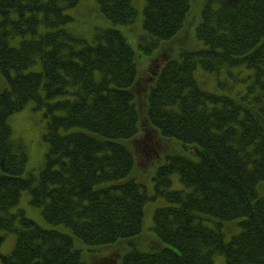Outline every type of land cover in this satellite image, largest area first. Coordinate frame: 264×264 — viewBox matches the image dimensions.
Here are the masks:
<instances>
[{"label": "trees", "instance_id": "1", "mask_svg": "<svg viewBox=\"0 0 264 264\" xmlns=\"http://www.w3.org/2000/svg\"><path fill=\"white\" fill-rule=\"evenodd\" d=\"M144 1L139 39L157 54L143 71L121 30L67 28L80 0H0L3 264H264V0ZM98 4L115 26L140 16L135 0ZM28 105L46 121L38 176L10 125ZM162 159L150 192L137 177ZM24 192L49 227L17 209Z\"/></svg>", "mask_w": 264, "mask_h": 264}, {"label": "rangeland", "instance_id": "2", "mask_svg": "<svg viewBox=\"0 0 264 264\" xmlns=\"http://www.w3.org/2000/svg\"><path fill=\"white\" fill-rule=\"evenodd\" d=\"M193 2V1H192ZM144 0H135V6L139 7L140 9V16L137 22L131 26H115L107 17H105L99 7L98 0H80V3L73 8L67 9V13L73 17L70 23L67 25V28L76 36L86 39L87 41H92L96 29L97 28H117L122 31L125 35L129 44L135 49L136 51V58L137 64H140V68L146 69L147 59H149L152 54H157V51L151 52L153 48L151 47V43L148 40L147 44L144 39H139L140 35L138 31H141L137 26L140 25L142 28L143 24V10H144ZM200 4V3H199ZM143 5V6H142ZM200 11L197 13L196 18L199 16ZM195 19L191 24L190 27H193L195 24ZM183 28H186L184 25ZM185 30V29H184ZM188 39L191 41L192 47H199L200 43L196 40L194 41V35L191 32L187 35ZM142 45H145V48H142ZM202 47V43H201ZM212 79H207L203 82H200V86L208 91H217L216 83L214 81L213 76H209ZM0 78L2 85L0 86V90L6 88L7 82L5 77L3 76L2 72L0 71ZM35 113L33 111L32 105H28L24 110L14 114L10 117V125L16 131V136L18 140L24 142L26 147L27 153L29 155V162H28V169L32 170L36 176L40 173L44 166L45 161V154L48 151L49 144L44 139V135L46 133V121L43 118L42 111ZM16 127L14 128V124ZM16 120V121H15ZM179 145V144H177ZM178 147V146H177ZM177 149L179 154H186V149L182 147H178ZM154 159V158H153ZM142 162L143 160L140 159ZM149 161L152 162V159ZM164 159L161 161L152 164L150 167L145 165L144 167L148 168L146 170H142L140 173L141 176L137 177L138 181H143L147 187L149 188L150 192L154 189V176L157 171V167L163 163ZM151 164V163H150ZM149 164V165H150ZM142 166V165H141ZM137 169L135 168L134 173ZM132 177V176H131ZM140 181V182H141ZM143 183V184H144ZM174 188H181L182 182L178 177H175V182L173 185ZM30 194L28 192H24L20 198V203L17 209H24L26 215L29 218L34 219L37 223L41 226L49 227L47 220L44 218L42 211L38 207H34L30 204ZM164 202L162 200H156L154 202L148 203L146 207V214L144 219V233L142 235V241L145 242V245L142 247L145 251H149L150 247L146 246L147 242L153 241L151 239V235L148 231V228L153 224V214L156 207L163 205ZM240 219L227 221L224 223V230L226 234V240L230 241L231 238L240 232ZM16 242V235L8 234L4 243L0 245V264H3V256L8 255L15 246ZM217 262L215 264H223L224 263V256H217ZM215 258V259H216Z\"/></svg>", "mask_w": 264, "mask_h": 264}, {"label": "bare ground", "instance_id": "3", "mask_svg": "<svg viewBox=\"0 0 264 264\" xmlns=\"http://www.w3.org/2000/svg\"><path fill=\"white\" fill-rule=\"evenodd\" d=\"M226 93H228V92H226ZM226 93H224V94H226Z\"/></svg>", "mask_w": 264, "mask_h": 264}]
</instances>
